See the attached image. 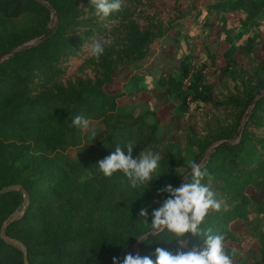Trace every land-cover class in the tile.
<instances>
[{
  "label": "trees",
  "instance_id": "obj_1",
  "mask_svg": "<svg viewBox=\"0 0 264 264\" xmlns=\"http://www.w3.org/2000/svg\"><path fill=\"white\" fill-rule=\"evenodd\" d=\"M201 17L219 46L197 50L185 37L174 70L163 49L170 32ZM44 34L0 62V188L23 186L0 193V264H122L129 252L155 261L157 247L201 248L203 237L191 233L183 245L167 233L138 243L168 198L160 190L186 182L176 169L189 159L212 174L223 201L202 227L225 236L234 264H264V200L254 215L246 192L264 182V55H253L264 40V0H124L107 19L90 0H0V53ZM107 38L113 44L99 61L87 55L86 44ZM125 102L147 105L126 110ZM76 115L99 121L95 137L72 126ZM129 141H137L133 158L142 149L162 156L149 185L123 197L122 172L81 180L84 164L98 167ZM74 145L81 157L67 152Z\"/></svg>",
  "mask_w": 264,
  "mask_h": 264
},
{
  "label": "clouds",
  "instance_id": "obj_2",
  "mask_svg": "<svg viewBox=\"0 0 264 264\" xmlns=\"http://www.w3.org/2000/svg\"><path fill=\"white\" fill-rule=\"evenodd\" d=\"M95 15L101 19H107L115 12L124 7V0H90ZM113 40L92 39L84 49L89 57L99 61L104 55L106 47H111ZM72 126L86 131L89 129L90 121L82 115H76L72 119ZM95 131L91 136L95 137ZM136 147L134 142L129 141L123 147L117 145L115 151L98 161L99 171L106 178H112L115 174L122 172L132 189H138L149 185L160 167L162 156L155 151H141L137 158H133V150ZM127 149L125 154L124 149ZM177 174L186 182L178 187L171 184L160 190V193H167L168 198L162 206L153 210L151 223L148 222L147 209L140 210V217H145L150 224L149 234L156 236L167 233L169 240H177L181 245L184 243L186 233L193 236L203 237V246L193 248L191 251L172 252L157 247L154 255L155 261L149 256L133 255L128 253L124 256L122 264H234L233 257L226 249L225 236L213 234L212 228L204 229L202 225L211 212H220L223 201L218 199V194L213 190V176L205 170L201 163L189 159L186 166L176 169ZM114 264H121V261L114 260Z\"/></svg>",
  "mask_w": 264,
  "mask_h": 264
},
{
  "label": "rangeland",
  "instance_id": "obj_3",
  "mask_svg": "<svg viewBox=\"0 0 264 264\" xmlns=\"http://www.w3.org/2000/svg\"><path fill=\"white\" fill-rule=\"evenodd\" d=\"M211 12L216 13V10L212 9ZM183 23L184 24L182 25V28L180 29L179 32L176 29L170 32L171 40L165 46V48H163L166 56L172 57V59H174L173 61L175 63L174 70L181 69L179 62H180V58L182 55L181 52L183 53L186 48L185 37H188L189 42L192 43L193 47L197 50H199L200 48L203 50L205 43H208V45L212 49H215L219 46V41L212 40L211 35L206 36L208 29H207L205 17H201L198 20L191 21V22H188L185 20L183 21ZM218 24L219 22L216 23V28L214 30L218 29V26H219ZM192 33H195V35L190 36ZM259 44L260 45L253 52V55L256 58H262L264 55V40H259ZM191 60L194 61L193 58ZM170 71L171 70L169 68L165 70L164 76L168 77L170 75ZM126 77H128V74H126ZM221 77L222 75L220 74V72L209 74V78L211 79H219ZM163 89L164 87L160 88L161 94H164L162 93ZM146 105H147L146 103H134V102H125L123 104L120 103V107H123L126 110L136 109L137 111L143 110L144 108H146ZM100 128H101V124L99 123V121L97 120L90 121L89 129L84 131V134H85L84 139H87L89 136L91 137L92 131H95V133L97 134L100 131ZM134 143L135 145H137V141H135ZM141 151H150V150L142 149L140 150V152ZM67 152L74 158L81 157L82 156L81 145L70 146L67 149ZM92 174H99L98 167L96 166L94 167V165L92 164H84L80 170L81 180L85 181ZM134 190L135 189H132L130 187L128 180L127 179L124 180L123 186H122V196L130 197L133 194ZM246 192H247L248 198L250 199L249 208L251 212H253L255 215L257 209L259 208L260 202L264 200V182L262 183L260 188H255L254 186H248L246 188ZM233 228H235L239 234H242L245 229V222L243 220L238 219L233 222ZM230 242L238 246V243L235 242L234 240ZM252 245L254 247H257L259 245V242L254 241Z\"/></svg>",
  "mask_w": 264,
  "mask_h": 264
},
{
  "label": "water",
  "instance_id": "obj_4",
  "mask_svg": "<svg viewBox=\"0 0 264 264\" xmlns=\"http://www.w3.org/2000/svg\"><path fill=\"white\" fill-rule=\"evenodd\" d=\"M55 14H56V13L54 12V16H55ZM53 19H54V17H53ZM53 19H52V21H53ZM46 35H47V34H44L43 36H40L39 38H37V39H35V40L31 41V42H26V43H23V44H21V45H19V46H16V47H14V48L7 49V50L1 52V53H0V62H1V61L3 60V58H5L6 56H8V55H10V54H13V53H15V52H17V51H19V50H21V49H24V48H26V47H29L30 45H32V44H34V43H36V42H38V41L44 39V38L46 37ZM241 129H242V126H241ZM241 129H240V130L238 131V133L236 134V137H238V136L240 135V133H241ZM22 187H23L22 184H19V183H14V184L6 185V186L0 188V193L5 192V191H9V190H13V189H20V188H22ZM25 195H26V199L28 200V198H29V194H28L27 191H25ZM23 211H24V209H22V210L16 212V214L13 215V217L10 218V220L15 219L19 214H22ZM8 221H9V220H6V221L4 222L3 227H2V230H1V234H2L4 237H6V236H5V231H6V226H7ZM147 233H148V232H147ZM147 233H146V234H147ZM146 234H144L143 236H146ZM150 235H151V234H149L148 236H150ZM143 236H141V237H143ZM141 237H140V238H141ZM140 238H139V240H138V243H140V242L143 240V239H140ZM138 243H137V245H136V249L138 248Z\"/></svg>",
  "mask_w": 264,
  "mask_h": 264
}]
</instances>
